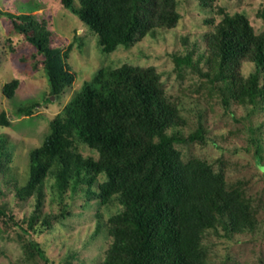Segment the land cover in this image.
<instances>
[{
	"label": "trees",
	"instance_id": "obj_1",
	"mask_svg": "<svg viewBox=\"0 0 264 264\" xmlns=\"http://www.w3.org/2000/svg\"><path fill=\"white\" fill-rule=\"evenodd\" d=\"M216 1L197 0L205 10L215 9ZM61 3L97 34L106 54L173 28L182 16L178 0ZM222 15L217 23L210 20L212 29L203 35L205 53L197 54V43L191 47L188 37L182 39L188 51L174 53L176 70L183 75L191 69L208 83H224L225 97L264 110V32L257 33L245 13ZM7 16L44 57L50 83L47 100L59 98L73 80L68 53L50 45L51 33L35 15ZM203 60L206 71L199 67ZM246 62L255 67L249 76L242 73ZM18 86V79H13L5 83L3 93L12 98ZM39 105L34 102L18 110L31 116ZM183 110L180 97L167 92L155 66L105 64L52 118L41 145L29 152L28 177L18 195L36 196L34 213L18 221L0 204V216L25 233H42L68 214L75 196L83 192L102 205L118 206L108 219L111 243L101 264H206L205 233L221 227L227 236L251 229L254 215L242 187L229 185L224 173L208 161L183 155L181 146L206 140L201 125L185 134ZM10 125L2 111L0 128ZM83 146L97 156H85ZM14 151L8 138L0 135V167L9 175ZM50 175L55 178L60 211L42 216L45 178ZM31 250V255L35 251L45 260L43 264H54L39 244Z\"/></svg>",
	"mask_w": 264,
	"mask_h": 264
},
{
	"label": "rangeland",
	"instance_id": "obj_2",
	"mask_svg": "<svg viewBox=\"0 0 264 264\" xmlns=\"http://www.w3.org/2000/svg\"><path fill=\"white\" fill-rule=\"evenodd\" d=\"M178 1L182 16L175 27L159 30L130 47L121 45L106 54L97 34L61 0H0V113L6 111L11 120L10 126L0 128V135L6 136L15 150L10 163L11 175L5 172L4 166L0 167V204L18 221L29 219L34 213L36 196L22 199L18 195L28 177L29 152L41 145L52 118L100 67L120 66L125 62L155 66L162 74L167 92L180 97L184 105L185 134L189 135L200 125L206 133L205 141L181 146L183 155L187 159L208 161L216 171L224 173L229 185L242 187L251 202L254 215L251 229L227 236L221 227L205 233L206 264H264V110H253L251 105L225 97L224 83H208L199 72L187 69L181 75L174 61V53L188 51L184 37L189 38L191 47L197 43V54L205 53L203 35L212 29L210 20L219 22L222 13H245L255 31L263 33L264 0H217L213 10L200 8L197 0ZM7 13L35 15V20L50 31V45L68 53L73 80L59 98L47 100L50 83L44 57L15 27ZM199 67L206 71V61ZM254 68L252 63H244L243 75L249 76ZM13 79H18L19 86L9 98L3 93V86ZM225 98L229 100L227 105ZM34 102L40 105L33 115L19 113V107ZM81 150L85 156H97L88 147L83 146ZM54 183V176L45 178L42 216H54L60 211ZM69 210L42 233H25L0 216V264H43L45 260L38 253L34 251L31 255V246L37 244L54 264H101L111 243L108 219L118 211V206L102 205L94 196L89 198L80 192Z\"/></svg>",
	"mask_w": 264,
	"mask_h": 264
},
{
	"label": "water",
	"instance_id": "obj_3",
	"mask_svg": "<svg viewBox=\"0 0 264 264\" xmlns=\"http://www.w3.org/2000/svg\"><path fill=\"white\" fill-rule=\"evenodd\" d=\"M52 98H54V96H52Z\"/></svg>",
	"mask_w": 264,
	"mask_h": 264
}]
</instances>
